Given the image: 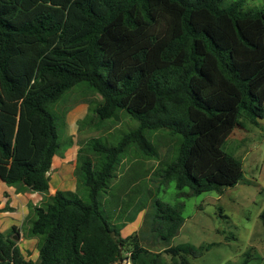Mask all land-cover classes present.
Returning a JSON list of instances; mask_svg holds the SVG:
<instances>
[{
    "label": "trees",
    "instance_id": "16d2710c",
    "mask_svg": "<svg viewBox=\"0 0 264 264\" xmlns=\"http://www.w3.org/2000/svg\"><path fill=\"white\" fill-rule=\"evenodd\" d=\"M222 1L0 0V183L48 195L61 156L48 109L79 85L96 95L88 106L96 129L133 125L114 145L79 143L75 191L50 195L24 228L38 239L36 261L0 233V264H113L123 250L133 264H156L158 255L134 235L122 238L100 207L122 183L125 159L122 173L143 171V184L115 222L145 209L149 181L173 182L174 205L153 200L164 252L190 264L211 247L169 245L183 225L182 200L237 185L241 163L222 145L241 121L264 129V7Z\"/></svg>",
    "mask_w": 264,
    "mask_h": 264
},
{
    "label": "rangeland",
    "instance_id": "374dc122",
    "mask_svg": "<svg viewBox=\"0 0 264 264\" xmlns=\"http://www.w3.org/2000/svg\"><path fill=\"white\" fill-rule=\"evenodd\" d=\"M239 1H242L244 10L264 7V0H223L221 7ZM84 87L85 85L82 84L66 92L54 106L48 109L53 117L59 145L58 154L61 156L69 148L78 151L79 143L90 138H100L102 142L107 138L109 143L114 145L122 132H127V127L133 126L129 122L127 125L112 126L107 124L110 122L108 121L101 123L107 127L105 130L103 127L96 129L92 125L96 121L88 113V106L96 101V95L82 90ZM83 121H86L84 125ZM240 123L241 125L236 127L223 143L222 150L241 163L243 172L241 181L232 188L224 189L220 194L209 192L182 200L183 225L169 245L176 247L187 244L195 248L211 245L208 250L202 251L200 257L189 258L190 264H240L246 252L251 254L248 264H264V224L260 220V215L264 211V129L246 121ZM155 134L152 133L148 137H151L150 141L154 144L155 140L152 137ZM69 139L72 140L70 146H68ZM128 160L123 161L116 173V175H124L122 183L117 188L119 191L114 195L119 207L126 206L130 201L133 203L138 189L143 184V171L136 174L139 175L137 177H131L129 169H125L122 173L121 167L128 165ZM154 165L153 162L146 163L147 167ZM147 186L152 190V195L149 196L146 194L148 192H145L143 198L146 200L145 209L133 214L128 213L126 218L132 220L115 222L113 217H117V214L112 211L110 203L114 197L106 204L101 194L99 198L101 210L110 221V225L114 226V230L121 232L122 228L131 224L130 235L141 240V246L152 255L151 257L158 255L156 264H178L177 259L171 258L164 252L167 245L160 239L158 224L161 219L158 218L160 214L156 211L153 202L158 200L161 203L174 205L176 203L174 183L160 185L149 181ZM19 244L22 255L29 260V251L35 250L34 245H30L27 240Z\"/></svg>",
    "mask_w": 264,
    "mask_h": 264
},
{
    "label": "crops",
    "instance_id": "0c3cea01",
    "mask_svg": "<svg viewBox=\"0 0 264 264\" xmlns=\"http://www.w3.org/2000/svg\"><path fill=\"white\" fill-rule=\"evenodd\" d=\"M76 154V149L69 148L62 154V156L55 157L53 159L49 173L50 190L48 195L41 196L39 194L29 193L26 191L17 192L14 188L6 187L4 184L0 183V211L6 206L12 209L11 211L0 212V233L11 236V239L16 243L21 254L22 248L19 243H23L25 240H27L30 245H34L35 250L33 252L29 251V260L32 262L36 261L37 259L38 239L27 237L26 230L23 232V229L27 226V221L32 217V209L36 206H40L50 195H53L57 191H75V179L73 177V171L75 167ZM72 164L74 166H72ZM139 190L140 188L138 189L137 193ZM118 191L116 193H118ZM115 198L116 196L114 197V200L110 202L111 208L112 211L117 214V216H119L125 212L131 201L128 202L126 206L119 207ZM131 230V224L126 228H122L120 232L121 236H123L122 238L130 236L132 233ZM139 243L141 246V240H139ZM141 247L143 248V246Z\"/></svg>",
    "mask_w": 264,
    "mask_h": 264
},
{
    "label": "built area",
    "instance_id": "2783aa9c",
    "mask_svg": "<svg viewBox=\"0 0 264 264\" xmlns=\"http://www.w3.org/2000/svg\"><path fill=\"white\" fill-rule=\"evenodd\" d=\"M113 264H133L131 252L123 250L120 258Z\"/></svg>",
    "mask_w": 264,
    "mask_h": 264
},
{
    "label": "water",
    "instance_id": "95a60500",
    "mask_svg": "<svg viewBox=\"0 0 264 264\" xmlns=\"http://www.w3.org/2000/svg\"><path fill=\"white\" fill-rule=\"evenodd\" d=\"M257 122L264 127V119H258Z\"/></svg>",
    "mask_w": 264,
    "mask_h": 264
}]
</instances>
